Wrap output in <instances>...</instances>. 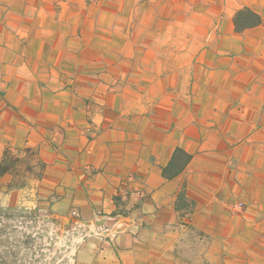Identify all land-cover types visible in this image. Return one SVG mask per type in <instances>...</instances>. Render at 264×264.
<instances>
[{
	"label": "crops",
	"instance_id": "1",
	"mask_svg": "<svg viewBox=\"0 0 264 264\" xmlns=\"http://www.w3.org/2000/svg\"><path fill=\"white\" fill-rule=\"evenodd\" d=\"M6 151L73 264H264V0H0Z\"/></svg>",
	"mask_w": 264,
	"mask_h": 264
},
{
	"label": "rangeland",
	"instance_id": "2",
	"mask_svg": "<svg viewBox=\"0 0 264 264\" xmlns=\"http://www.w3.org/2000/svg\"><path fill=\"white\" fill-rule=\"evenodd\" d=\"M19 157V156H18ZM19 163L14 183L29 175ZM86 231L23 196L0 206V264H73Z\"/></svg>",
	"mask_w": 264,
	"mask_h": 264
},
{
	"label": "trees",
	"instance_id": "3",
	"mask_svg": "<svg viewBox=\"0 0 264 264\" xmlns=\"http://www.w3.org/2000/svg\"><path fill=\"white\" fill-rule=\"evenodd\" d=\"M243 16H246L248 19H255L256 23L260 22L259 18L255 15L251 14L249 11L242 12L236 16V27L238 29H240V24H239L240 21H243V19H240V18H242ZM25 152L27 153L28 158H29V154L31 153V151L26 150ZM182 158L185 160V164L190 160V156L184 155V153L179 149L176 150L174 158L172 159V165L173 164L175 165V163ZM21 161H22V159H20V157L12 154L10 151H6L4 158L2 159V161H0V178H2L3 176H5L7 174H13L14 176L18 175V166H19V163H22ZM25 162H27V160ZM171 167L172 166H168L163 171L164 177H166L168 179L172 178L173 176H176V172H172L173 168H171ZM182 167H184V166H182ZM28 170H30L29 167H28L27 171ZM22 185L23 184L13 183L10 185V188H18V187H21Z\"/></svg>",
	"mask_w": 264,
	"mask_h": 264
}]
</instances>
